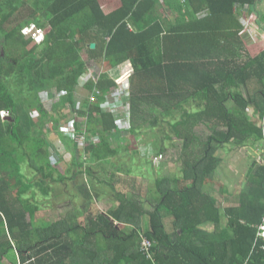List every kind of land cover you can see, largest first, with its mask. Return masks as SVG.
<instances>
[{
    "label": "trees",
    "instance_id": "1",
    "mask_svg": "<svg viewBox=\"0 0 264 264\" xmlns=\"http://www.w3.org/2000/svg\"><path fill=\"white\" fill-rule=\"evenodd\" d=\"M107 2L0 0V112H8L0 116V264L11 250L16 264H264V164L256 162L245 175L235 206H221L205 190L219 168L218 151L264 145V50L242 55L240 37L248 13L264 30L260 0H117L106 11ZM31 26L39 41L24 35ZM122 66L129 74L128 116L87 97L75 110L87 68L100 73L83 89L99 91L100 102L117 87ZM68 110L81 117L75 128L84 125L88 134L86 158L76 145L78 154L71 152L73 174L90 178L75 185L87 203L124 180L131 189L137 183L120 156L127 147L110 145L115 132L135 140L141 128L169 118L181 175L156 178L146 194L151 199L117 194L118 206L89 214L84 226L69 213L36 226L33 190L49 196L73 179L51 167L48 146L55 134L67 146L57 130ZM125 119L132 125H117ZM198 129L209 134L201 138ZM106 164H112L107 178ZM165 217L172 219L169 229ZM142 237L154 243L152 260L140 251Z\"/></svg>",
    "mask_w": 264,
    "mask_h": 264
},
{
    "label": "rangeland",
    "instance_id": "2",
    "mask_svg": "<svg viewBox=\"0 0 264 264\" xmlns=\"http://www.w3.org/2000/svg\"><path fill=\"white\" fill-rule=\"evenodd\" d=\"M41 8H43V6H41ZM39 11L41 12V9ZM162 11L164 12V10ZM165 15L172 21H174L173 19L176 18V15L170 11L165 12ZM247 26L248 29L246 30V32H253L252 38L256 37V39L263 41L264 34L260 35L258 33V30H256L253 26L249 27V24H247ZM23 33L26 38H33L38 41L40 40V33H38V31L33 26L29 27ZM252 45L253 44L249 46L250 49H252ZM258 46L259 43L256 45V49ZM260 46L264 47V43H261ZM248 52L249 54L254 55L250 52L249 49ZM244 53H247V50L241 52L242 55H244ZM83 59L86 58L83 57ZM92 68H87L88 72L86 78H93L97 76V70ZM127 69L128 68L126 66H122L120 68L119 76L122 73L123 75L119 78V82L121 81V78H125V72L127 71ZM89 95L90 93L84 91L82 92V94L77 96L78 104H81L86 97H89ZM54 97L56 96L53 91L45 96L44 102L47 107L51 105V101L54 99ZM78 104L75 102L76 108H79ZM115 106L116 103H113V108H115ZM117 111L119 112V109ZM250 113V110L246 111V114L249 115ZM121 122L117 121V125H121ZM124 122L125 124L130 123L128 119H125ZM169 122L170 119L165 118L161 121V123L151 127L152 130H147L148 128L144 129V132L146 133L145 138L142 137L133 140L132 137L126 134V137L122 139V141L125 143L123 144V146L127 148H121V154L118 153V155L120 154L122 160L128 167L138 165L139 167L144 168L141 172L143 173V176H145V178L144 181L140 183L143 185H141L140 187L143 197L145 195V188L152 189L154 187L155 179L158 174L160 176L166 177H179L181 175V173L178 171L180 167L179 159L181 154L180 143L173 139L174 135L171 136L169 134ZM142 130L143 128H141V131ZM165 132L166 134L171 136L170 140L162 137V133L165 134ZM198 133H200L201 138H203L204 135L206 137L209 134V132L204 129H202L201 132L200 129H198ZM51 139L52 141H50L48 144H50L51 146H55L56 142H58L57 136L53 135ZM155 143L161 145V147H164V151L159 152V147L156 146ZM142 145L145 147H143ZM263 148V145L251 149L250 146L236 149L226 147L225 149H221L220 151H218L216 153V156L220 159V165L218 170L215 172V176L213 177L214 180L212 181L211 178L209 179V182L206 184L207 187L205 190L210 195L214 196L217 199L218 203H222L221 206H235L238 202L239 193L242 191V189L245 188V175L248 173L252 166L256 167V162L264 164V153L260 152V150H263ZM71 152H76V154H78V152L73 151V149H70V153ZM116 160L117 158L114 159L113 162H117ZM110 171L111 169L107 168L106 174H104L103 177L107 178V174H109ZM173 172L175 175H172ZM24 173L28 178L31 177L30 172L27 169L24 170ZM87 179L89 180L90 178L87 177ZM83 181L84 175H82V177L79 176L77 178L75 177L71 179L70 183L66 181L65 183L57 184L54 187L55 190L53 189L51 195L49 196L41 195L37 189L33 190L35 194L33 199L30 200L32 203L38 204L40 206V209L33 221L34 224L37 226L43 221L55 219L58 217L61 218L62 216L69 213L70 215L78 214L77 222L80 226H84L89 214L94 213L95 215V211H98V213L101 214H105L106 212H108V208L110 205L105 201V199L99 200L95 197L94 194H92V199L88 200L89 204L86 202V199H83V194H81L79 188L75 187L76 184L82 183ZM1 229L2 228L0 227V231ZM16 263L17 260H15L11 254H9V256L2 260V264Z\"/></svg>",
    "mask_w": 264,
    "mask_h": 264
},
{
    "label": "crops",
    "instance_id": "3",
    "mask_svg": "<svg viewBox=\"0 0 264 264\" xmlns=\"http://www.w3.org/2000/svg\"><path fill=\"white\" fill-rule=\"evenodd\" d=\"M116 2H117V0H108V2L105 4V10L108 11V10H110V8H113V6H116L117 5ZM257 9L259 11H261L262 13H264V11L261 10L260 8L257 7ZM257 21H258L257 16L256 15L249 14V13L245 16V18H242V20H241V22H243L244 29L241 31L240 37H241V40L244 43L245 51L247 50V53H244V56L245 55H249V56L255 57V56H257L258 54H260L264 50V47H261L260 46L261 43H264V39H263V41H261L259 39H256V37L255 38H252L253 34H251L249 32H246L247 27H248L247 24H250L256 30H258V33L260 35H263L264 34V30L258 25ZM253 42L256 43V44H254ZM258 43H259V46L256 49V45ZM251 44H253L252 45V49H250V47H249ZM247 47L250 50V52L253 53L254 55L249 54ZM93 69H96V68H93ZM96 72L98 73L99 71L97 70ZM119 109H120V107H119ZM112 111H117L116 107L115 108H112L110 112H112ZM144 131L145 130L139 131L140 134L138 135L137 138H142V137L145 138V135L143 134ZM85 132H87V131H85ZM115 134H119V135L116 136V139L114 137L111 138L110 145H112V144L113 145H117L119 143L121 146H123V144H125V143L122 141V139H124L126 137V134H128L130 137H132V135L129 132H121V131H119V132H115ZM118 136H119V138H118ZM60 141L61 140L59 139L58 140V144H56L57 145L56 148H57V150H59L60 155L62 156L63 162L66 164V168L68 170V176L70 178H75V177H79V176L81 177L82 175H84L83 173H80L78 175H74L73 174V173H75V170L74 169H73V172H72L73 166H72V155L70 153V149H73L74 144L72 142L66 140V143H67V146H66L63 143H61ZM250 149H251V147H250ZM260 152H262V150H260ZM79 153L81 154L80 151H79ZM82 160H84V159L82 158ZM113 163H116V162H113ZM106 165H107V168H110L111 169V165L112 164H109L110 166L108 164H106ZM116 166H117V164H116ZM125 166H126L125 168H127V169H133V171H135L133 175L136 176V182L137 183L134 185L135 187L133 189H131L128 186L127 180H124V181H122L116 187V190L115 191L106 189V193L103 196H100L99 197V200H101V199L104 200L105 199V201L110 205L109 208H108L109 210L115 208L116 206H118L117 205V199H118L117 194H120L121 196L123 194H125L127 196H134V199H135V198H139V197H141V198L146 197V194L148 192V189L145 188V195L143 197L142 196V191H141V188H140L141 185H142L140 183L142 181H144L145 176L139 177V174L142 171V169H144V168L139 167L138 165H134L132 167H128L125 164ZM89 167L92 168L91 166H89ZM117 175L120 176L119 173H117ZM172 175H173V173H172ZM159 177H162V176H160L158 174V176H156V178H159ZM163 177H165V176H163ZM66 181L70 183L71 180H69V181L66 180ZM88 181L89 180L86 179V177L84 176V181L82 183L88 185ZM58 184H60V183H58ZM136 190H138L139 193H136L135 192ZM146 198L151 199L152 196H147ZM143 205H144L145 210H147V211H150L153 208V206H147V205H150V202H148V201H146V203H143ZM163 220H164L163 221L164 224L166 225V228L169 229L170 228V224H171L170 222L172 221L171 217H165ZM119 228H123V227H121L119 225ZM201 229L204 230V231L210 232V231H212V225H204V226L201 227ZM153 246H154V243H153ZM153 246H152V248H153ZM152 248H151V250H152ZM151 250H150V253H151ZM9 254L12 255V254H14V252L11 250V251L8 252V255L7 256H9ZM149 259L152 260V254H151V258H149Z\"/></svg>",
    "mask_w": 264,
    "mask_h": 264
},
{
    "label": "built area",
    "instance_id": "4",
    "mask_svg": "<svg viewBox=\"0 0 264 264\" xmlns=\"http://www.w3.org/2000/svg\"><path fill=\"white\" fill-rule=\"evenodd\" d=\"M259 6L260 7H258V8H260L261 10L264 11V0H261L260 1ZM243 13L244 14H247L248 13L247 12V8H245L243 10ZM249 27H251V25ZM248 32L251 33V34H253V32H250V31H248ZM125 73H126L125 74L126 75L125 78H121V81L120 82H119V78L115 79V83L117 84V87L111 88L108 91V93L105 95V97L103 98L102 101H100V102L98 101V97L97 96L100 95V92L96 90V92H94L93 94H90L89 97H87V98H89V102L92 103V104L99 103V106L100 107H102L104 109H107V110H110V111L113 108V103L114 104L116 103V106H115L116 109L118 110L120 106H123V107H120L119 112H123L124 113L123 109L125 107H128V105H129V93L127 92L128 86L126 84V79H128L127 77H129V74H128V71H126ZM98 75L99 74H97V76H95V77H93L91 79L94 80L95 82H97ZM87 79H89V78H86L85 77V79L79 85L80 88H83V85L87 81ZM78 106H79V109H82L81 104H78ZM119 112L118 111H112V113H114V114L119 113ZM6 115H7V112H3V111L0 112V116L2 118L4 116H6ZM122 124L124 126H127V124H125L124 121H123ZM66 134L68 135L69 138H71L73 141L79 143L80 145H83L84 142H85V140H86L85 135L83 133L82 134H78L74 130V119H72L68 123ZM49 148H50L49 149V152H50L49 153V156H50V159H51V167L54 168V169H58L61 173H64V169L61 167L62 164H60L59 161L56 160L57 155H58V150L54 146H50ZM259 230L261 232L260 233V236L263 237L264 236V225L261 226V227H259ZM152 246H153V243L150 240H148V239H146L144 237L141 238V241H140V251L148 259L151 258L150 250H151Z\"/></svg>",
    "mask_w": 264,
    "mask_h": 264
},
{
    "label": "clouds",
    "instance_id": "5",
    "mask_svg": "<svg viewBox=\"0 0 264 264\" xmlns=\"http://www.w3.org/2000/svg\"><path fill=\"white\" fill-rule=\"evenodd\" d=\"M261 1V0H260ZM260 3V2H259ZM248 28V27H247ZM100 72H98V74H99ZM123 75V73L118 77V78H120L121 76ZM128 79H126V84L129 86V88L127 89V92L129 93V105H130V85H129V77H127ZM117 79V78H116ZM88 80V79H87ZM85 84V83H84ZM78 89H80L81 90V92H84L85 90L83 89V88H80V87H78ZM76 103H78V101L76 102ZM129 105H128V107H125L123 110H124V113H126V115H127V113H128V109H129ZM81 106H82V103H81ZM120 107H123V106H120ZM75 110H82V109H79V108H76L75 107ZM2 112V111H1ZM3 112H6V111H3ZM65 113H67L68 114V118H66V119H64V120H61V121H59V125H58V130H57V133H59L60 135H62V136H64L66 139H67V141H70V142H72L73 144H74V146L76 145L77 146V148H78V151H80L81 152V158H83V159H85L86 158V156H85V154H84V149L88 146V144H89V142H88V140H87V132H85L86 131V127L83 125V126H81V127H79V130H77V128H75V123L77 122V124L78 125H80V123H81V117L80 116H77L76 115V113H74V111H72L71 110V114H70V110H68V111H66ZM112 113V112H111ZM120 113H122V112H120ZM114 114V113H113ZM8 116V112H7V115L6 116H4V117H7ZM3 117V118H4ZM72 119H74V130L78 133V134H84L85 135V138H86V140H85V142H84V144L83 145H80L79 143H77V142H75V141H73L71 138H69L68 137V135L66 134V131H67V125H68V123L72 120ZM121 123H123V122H121ZM122 125L123 124H121V125H119V126H121L122 127ZM56 135V134H55ZM114 136H117V134H115L114 133ZM59 140V139H58ZM49 147L51 146L50 144L48 145ZM56 144H55V148H56ZM264 146V145H263ZM57 149V148H56ZM264 151V148H263V150H262V152L261 153H264L263 152ZM49 158H50V156H49ZM61 158V159H60ZM56 160H58L59 161V163L60 164H62V168L64 169V173H61L58 169H55L56 171H57V173L58 174H61V175H63V176H67L68 175V170H67V168H66V164L63 162V159H62V156L60 155V152H59V150H58V155H57V158H56ZM50 164H51V159H50ZM87 165L86 164H84V168L86 167ZM82 177V176H81ZM77 178V177H76ZM264 238V237H263Z\"/></svg>",
    "mask_w": 264,
    "mask_h": 264
},
{
    "label": "water",
    "instance_id": "6",
    "mask_svg": "<svg viewBox=\"0 0 264 264\" xmlns=\"http://www.w3.org/2000/svg\"><path fill=\"white\" fill-rule=\"evenodd\" d=\"M94 47H95L94 44H91V45H90V48H91V49H93ZM263 237H264V236H263Z\"/></svg>",
    "mask_w": 264,
    "mask_h": 264
}]
</instances>
